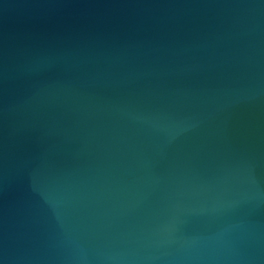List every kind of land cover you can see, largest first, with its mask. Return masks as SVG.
Returning <instances> with one entry per match:
<instances>
[{
	"label": "water",
	"instance_id": "95a60500",
	"mask_svg": "<svg viewBox=\"0 0 264 264\" xmlns=\"http://www.w3.org/2000/svg\"><path fill=\"white\" fill-rule=\"evenodd\" d=\"M0 264H264V0H0Z\"/></svg>",
	"mask_w": 264,
	"mask_h": 264
}]
</instances>
